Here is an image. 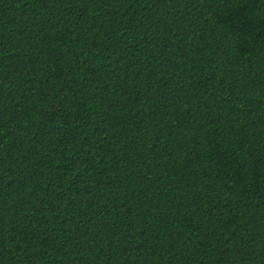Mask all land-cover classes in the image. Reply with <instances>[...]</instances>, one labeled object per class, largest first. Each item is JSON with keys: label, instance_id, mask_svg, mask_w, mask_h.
Wrapping results in <instances>:
<instances>
[{"label": "trees", "instance_id": "obj_1", "mask_svg": "<svg viewBox=\"0 0 264 264\" xmlns=\"http://www.w3.org/2000/svg\"><path fill=\"white\" fill-rule=\"evenodd\" d=\"M0 264H264V0H0Z\"/></svg>", "mask_w": 264, "mask_h": 264}]
</instances>
